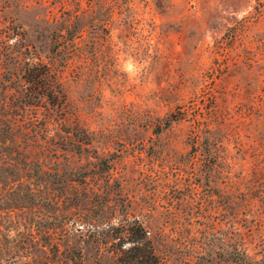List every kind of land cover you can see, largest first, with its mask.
I'll return each instance as SVG.
<instances>
[{
    "label": "rangeland",
    "instance_id": "1",
    "mask_svg": "<svg viewBox=\"0 0 264 264\" xmlns=\"http://www.w3.org/2000/svg\"><path fill=\"white\" fill-rule=\"evenodd\" d=\"M95 2L67 121L19 135L14 157L0 143V264H120L136 221L168 264H264V0ZM76 3L0 0V15L44 31L47 55Z\"/></svg>",
    "mask_w": 264,
    "mask_h": 264
},
{
    "label": "trees",
    "instance_id": "2",
    "mask_svg": "<svg viewBox=\"0 0 264 264\" xmlns=\"http://www.w3.org/2000/svg\"><path fill=\"white\" fill-rule=\"evenodd\" d=\"M88 1V9L84 8L83 0H77L74 9L63 5L61 17L56 16L53 20L55 27L47 55L43 45L38 44L43 41L44 31L38 37V42H32L18 17L0 15V143L6 145L8 155L14 157V147L20 146L19 135H23L26 143L40 135L47 138V134L43 133L48 131V123L53 117L67 121L69 94L64 75L77 57H83L86 29L82 20L87 11L95 10L98 4L95 2L97 0ZM114 11L115 6L107 9L103 23L106 32L111 30L109 26ZM77 74L81 75V72ZM43 108L52 116L42 117ZM187 117V111L173 112L166 117L164 126L169 128ZM89 143L88 136H82L79 140V146ZM18 154L23 155L24 159L29 158L27 152L19 151ZM118 237L125 238L129 243L126 247L116 244L120 245L115 250L120 264H168L158 254L148 230L139 221L129 224Z\"/></svg>",
    "mask_w": 264,
    "mask_h": 264
}]
</instances>
